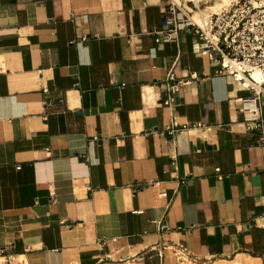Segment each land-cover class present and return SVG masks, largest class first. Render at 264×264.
I'll use <instances>...</instances> for the list:
<instances>
[{
  "label": "crops",
  "instance_id": "crops-1",
  "mask_svg": "<svg viewBox=\"0 0 264 264\" xmlns=\"http://www.w3.org/2000/svg\"><path fill=\"white\" fill-rule=\"evenodd\" d=\"M159 3L0 0L10 264H264V95L160 37Z\"/></svg>",
  "mask_w": 264,
  "mask_h": 264
},
{
  "label": "built area",
  "instance_id": "built-area-1",
  "mask_svg": "<svg viewBox=\"0 0 264 264\" xmlns=\"http://www.w3.org/2000/svg\"><path fill=\"white\" fill-rule=\"evenodd\" d=\"M213 2L160 0L161 22L154 31L163 39L174 38L184 31L194 33L197 36L194 54H208L217 64L219 74L228 75L240 82L242 87L251 89L254 95L249 100L257 102L264 95V0H221L218 11L206 10L207 4ZM190 78L197 79V73L192 72ZM166 80L168 94L163 103L169 104L171 94L177 92L180 84L187 80L176 81L172 69L168 70ZM195 125L201 127L202 124ZM259 126L261 123L248 128ZM160 195L165 196V192H160ZM165 247L152 246L149 251H156L162 259ZM174 254L182 263L183 250L176 249ZM12 259V255L5 254L4 248H0V264H10Z\"/></svg>",
  "mask_w": 264,
  "mask_h": 264
},
{
  "label": "bare ground",
  "instance_id": "bare-ground-1",
  "mask_svg": "<svg viewBox=\"0 0 264 264\" xmlns=\"http://www.w3.org/2000/svg\"><path fill=\"white\" fill-rule=\"evenodd\" d=\"M221 6V0H214L213 3L207 4L206 10L218 11ZM254 76L255 73H252Z\"/></svg>",
  "mask_w": 264,
  "mask_h": 264
}]
</instances>
